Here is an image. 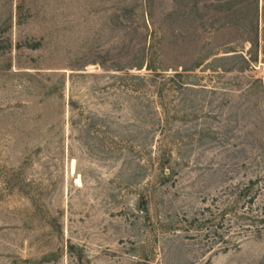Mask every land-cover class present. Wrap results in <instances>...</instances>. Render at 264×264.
Listing matches in <instances>:
<instances>
[{
  "label": "rangeland",
  "instance_id": "rangeland-1",
  "mask_svg": "<svg viewBox=\"0 0 264 264\" xmlns=\"http://www.w3.org/2000/svg\"><path fill=\"white\" fill-rule=\"evenodd\" d=\"M259 215L264 0H0V264H264Z\"/></svg>",
  "mask_w": 264,
  "mask_h": 264
},
{
  "label": "trees",
  "instance_id": "trees-1",
  "mask_svg": "<svg viewBox=\"0 0 264 264\" xmlns=\"http://www.w3.org/2000/svg\"><path fill=\"white\" fill-rule=\"evenodd\" d=\"M143 35H144V40H146L140 48V59H138V62L134 65L138 67L139 69L143 68L146 66L147 69L150 71L154 72V74H158V69L155 65V58L154 56L158 53V37H157V32L153 29L152 23L151 25L147 24V22H144L143 24ZM33 46H37V43H34ZM188 70V69H185ZM182 73L176 72V76H182ZM255 185V181L250 179L248 184L245 185L243 189V193L245 196H249L251 200H254L255 194H252L251 191L253 190ZM250 194V195H249ZM258 221L260 222V225H257V230L260 232L264 228V217L257 216Z\"/></svg>",
  "mask_w": 264,
  "mask_h": 264
}]
</instances>
